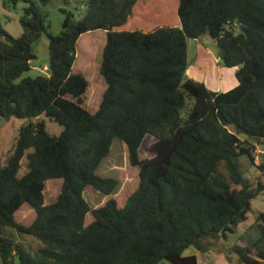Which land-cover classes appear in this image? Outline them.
I'll return each instance as SVG.
<instances>
[{"label":"trees","instance_id":"obj_1","mask_svg":"<svg viewBox=\"0 0 264 264\" xmlns=\"http://www.w3.org/2000/svg\"><path fill=\"white\" fill-rule=\"evenodd\" d=\"M19 1L26 3L21 34L0 24V119L22 120L0 162L1 264H198L183 252L192 246L205 253L209 240L232 233L264 188L247 182L240 165L241 156L253 162V142H264V0H178L180 26L149 32L117 30L137 0H87L82 17L62 10L60 33H47L46 74L21 79L46 24L38 4L10 0ZM95 30L105 31L99 73L106 88L89 112L88 81L72 67L78 38ZM201 36L234 69L235 87L212 91L185 77L188 39ZM42 116L61 132L48 133ZM115 139L138 169V188L124 208L113 198L117 180L98 175ZM52 178L62 185L45 203ZM88 187L106 201L91 207ZM25 203L35 214L28 225L15 220ZM256 221L258 236L236 242L241 264L264 262V212ZM19 236L40 245L32 249Z\"/></svg>","mask_w":264,"mask_h":264},{"label":"rangeland","instance_id":"obj_2","mask_svg":"<svg viewBox=\"0 0 264 264\" xmlns=\"http://www.w3.org/2000/svg\"><path fill=\"white\" fill-rule=\"evenodd\" d=\"M32 1L40 6L45 16L46 31L33 44L34 58L30 61L31 68L23 73L20 79L46 74L43 68L44 66L47 68L48 64L47 33L52 35L60 33L62 21L65 17L62 10L70 13L75 18L82 17L86 10L87 0H49L44 5L40 4L39 0ZM25 6L26 3L22 1L13 4L10 0H0V24L13 37H18L22 32L19 18L23 14ZM104 44L105 34L103 30L86 32L76 42V58L72 72L82 74L88 81V89L84 94V100L85 107L89 112H95L98 109L106 88L104 79L99 73ZM197 44H200L198 55L194 53L197 50ZM216 55V44L210 37L201 36L198 40L188 39V65L185 77L202 83L209 81L212 84L220 81L222 76V82L226 81L229 76L234 81V74L231 73L230 75L233 68L224 67L219 59L215 61ZM42 118L45 121L48 133L58 135L61 132L62 127L60 125L45 116H42ZM21 123L22 120L16 118L0 119V162L3 160L4 154L10 150L17 135V128ZM241 137L243 138V136ZM147 138L151 140L150 137ZM253 145L254 148L251 150L253 162L248 157L241 156V169L247 182L252 185H257L260 182L264 185V175L257 167L263 159L264 142L260 144L253 142ZM126 156L124 144L115 139L111 144L108 156L102 161L98 169L99 176L117 180L118 190L113 198L118 208H124L130 196L138 188V169L129 165ZM140 157L143 158L144 154L142 153ZM24 172L25 161L23 160L18 175L20 176ZM61 185L62 179L60 178L48 179L45 182V203L55 200ZM84 197L93 208L102 205L106 201L105 196L90 187L85 189ZM259 212H264V188L258 196L252 199L247 218L240 222L232 233H227L226 237L209 240L210 249L205 253L198 252L190 246L183 252V255H196L198 264H241L239 254L236 252V249H239L236 242L241 240L247 245L258 236L256 218ZM34 216L33 209L25 203L15 213V220L23 225H28L32 222ZM91 221V215H86L85 224H89ZM18 240L25 245H30L32 249L40 245L34 238L27 236H19ZM160 264L169 263L162 260Z\"/></svg>","mask_w":264,"mask_h":264},{"label":"crops","instance_id":"obj_3","mask_svg":"<svg viewBox=\"0 0 264 264\" xmlns=\"http://www.w3.org/2000/svg\"><path fill=\"white\" fill-rule=\"evenodd\" d=\"M177 6L178 0H137L131 16L117 30L149 32L161 26L179 27L180 20L177 15ZM103 33L105 34L104 30ZM199 45L197 44V50L194 52L196 55L199 53ZM215 61H218L217 55ZM231 73L234 74L233 69L230 71V75ZM222 78L216 84H212L209 81H204L203 83L212 91H227L237 85L236 79L233 81L231 76L223 82Z\"/></svg>","mask_w":264,"mask_h":264},{"label":"water","instance_id":"obj_4","mask_svg":"<svg viewBox=\"0 0 264 264\" xmlns=\"http://www.w3.org/2000/svg\"><path fill=\"white\" fill-rule=\"evenodd\" d=\"M236 24H237L238 27H239V31H240V33H244V31L242 30V26H241L240 22H239V21H236Z\"/></svg>","mask_w":264,"mask_h":264},{"label":"built area","instance_id":"obj_5","mask_svg":"<svg viewBox=\"0 0 264 264\" xmlns=\"http://www.w3.org/2000/svg\"><path fill=\"white\" fill-rule=\"evenodd\" d=\"M46 69H47L46 66H44L43 70L46 71Z\"/></svg>","mask_w":264,"mask_h":264}]
</instances>
